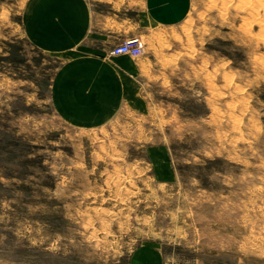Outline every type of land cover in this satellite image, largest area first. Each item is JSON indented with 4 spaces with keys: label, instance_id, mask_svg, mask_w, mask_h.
Listing matches in <instances>:
<instances>
[{
    "label": "rangeland",
    "instance_id": "1",
    "mask_svg": "<svg viewBox=\"0 0 264 264\" xmlns=\"http://www.w3.org/2000/svg\"><path fill=\"white\" fill-rule=\"evenodd\" d=\"M61 1L0 0V264H264L263 8L186 0L126 55L136 99L80 123L58 77L96 55L26 34Z\"/></svg>",
    "mask_w": 264,
    "mask_h": 264
},
{
    "label": "crops",
    "instance_id": "2",
    "mask_svg": "<svg viewBox=\"0 0 264 264\" xmlns=\"http://www.w3.org/2000/svg\"><path fill=\"white\" fill-rule=\"evenodd\" d=\"M56 1L58 0H52V2ZM36 2L39 3V0ZM61 2L58 5L54 4L61 8V12L57 15H47L43 23H37V26H31L30 23L26 34L31 41L42 48L54 50L55 47H62L63 51H69L79 45L81 52H93L92 54L96 55L94 58L74 60L62 69L58 77L63 90L70 92L75 90L74 86H76L77 90L84 92L76 96L70 92V97L65 93L61 104L62 112L77 118L76 121L80 123L103 121L104 118L116 113L121 101L135 100L137 97L134 84L141 68L140 63L132 62L123 54L114 55L106 63L99 60H104L113 46L126 39L149 38L155 29L178 23L188 9L186 0H121L119 3L115 0H62ZM102 4H107L109 7L103 8ZM54 20L56 21L51 22ZM58 21L59 25H56ZM72 77L74 79H71ZM98 86L99 89L101 87V92L106 90L104 95L99 91ZM108 86L111 88L110 93ZM71 100L76 101L73 103L74 106L70 103ZM63 102L64 105L66 104L65 107ZM81 106L84 107L82 110Z\"/></svg>",
    "mask_w": 264,
    "mask_h": 264
},
{
    "label": "built area",
    "instance_id": "3",
    "mask_svg": "<svg viewBox=\"0 0 264 264\" xmlns=\"http://www.w3.org/2000/svg\"><path fill=\"white\" fill-rule=\"evenodd\" d=\"M144 41L141 37H131L113 46L109 54L138 56L143 53Z\"/></svg>",
    "mask_w": 264,
    "mask_h": 264
},
{
    "label": "bare ground",
    "instance_id": "4",
    "mask_svg": "<svg viewBox=\"0 0 264 264\" xmlns=\"http://www.w3.org/2000/svg\"><path fill=\"white\" fill-rule=\"evenodd\" d=\"M227 1V0H226ZM229 1V0H228ZM227 1V2H228ZM240 0H238V2H239ZM242 1H244V2H249L250 4H249V7H250V9L252 10V11H256V13H257V11H259L258 9H260V7L261 8H263V10H264V0H242ZM236 2V1H235ZM241 2V1H240ZM239 2V3H240ZM227 4V3H226ZM232 5H234V4H232ZM235 5H236V3H235ZM241 5V4H240ZM242 5H243V3H242ZM247 5H248V3H247ZM228 6V5H227ZM237 6V5H236ZM239 7V6H238ZM247 8V7H246ZM248 10H249V8H248ZM263 10H261V12L260 13H262V11ZM246 11H247V9H246ZM251 12V11H250ZM249 12V13H250ZM253 13H255V12H253ZM255 13V14H256ZM255 14H254V18H256L255 17ZM257 15V14H256ZM262 15H263V13H262ZM251 16H253V14L251 13ZM260 16V15H259ZM260 17H262V16H260ZM263 18H264V15H263ZM253 19V18H252ZM261 19V18H260ZM259 18L257 19V20H259V21H262V19L260 20ZM256 20V21H257ZM264 23V22H263ZM115 84V83H114ZM100 86V85H99ZM99 86H98V89H99ZM103 86H105V85H103ZM107 88H110L109 86L107 87ZM100 89H101V87H100ZM100 89H99V91H100ZM115 89V88H114ZM104 90H105V88H104ZM98 91V92H99ZM106 91V90H105ZM105 91H103V92H101V93H103L102 95H104V92ZM110 91H111V88H110V90H108V92L110 93ZM115 91V90H114ZM100 93V94H101ZM68 94H69V92H68ZM100 94H99V96H100ZM106 94V93H105ZM107 95V94H106ZM67 97V96H66ZM68 97H70V94H69V96ZM103 97H105V96H103ZM67 100H68V98H67ZM102 100V99H101ZM104 100V99H103ZM102 100V101H103ZM69 101V100H68ZM65 102H67V101H65ZM70 103H71V101H70ZM102 103H104V102H102ZM73 106H74V104L73 103H71ZM105 104V103H104ZM96 105H98V104H96ZM63 106L65 107L66 106V104L64 105V102H63ZM92 105H90V107H91ZM82 107L83 106H81V110H82ZM97 107H99V106H97ZM109 107V106H108ZM70 108H73V107H70ZM84 108V107H83ZM86 108V107H85ZM92 108H94V107H92ZM91 108V109H92ZM80 109V108H79ZM87 109H88V106H87ZM98 109V108H97ZM101 109H102V107H101ZM107 109V108H106ZM68 110V109H67ZM72 110V109H71ZM70 109H69V111H71ZM86 110V109H85ZM85 110H84V113H85ZM93 110V109H92ZM91 111V110H90ZM106 111V110H105ZM83 112V111H82ZM87 112V111H86ZM95 112V111H94ZM91 113H93V112H91ZM98 113V112H97ZM82 114V113H81ZM94 114V113H93ZM84 115V114H83ZM95 116V115H94ZM81 117V116H80ZM85 117V116H84ZM96 117V116H95ZM86 118H88V117H86ZM101 118V117H100ZM82 119H83V117H82Z\"/></svg>",
    "mask_w": 264,
    "mask_h": 264
}]
</instances>
